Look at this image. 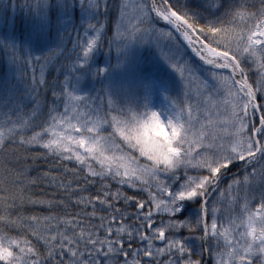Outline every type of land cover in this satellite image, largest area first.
Listing matches in <instances>:
<instances>
[{
  "label": "snow or ice",
  "instance_id": "obj_1",
  "mask_svg": "<svg viewBox=\"0 0 264 264\" xmlns=\"http://www.w3.org/2000/svg\"><path fill=\"white\" fill-rule=\"evenodd\" d=\"M0 264H264V0H0Z\"/></svg>",
  "mask_w": 264,
  "mask_h": 264
},
{
  "label": "trees",
  "instance_id": "obj_2",
  "mask_svg": "<svg viewBox=\"0 0 264 264\" xmlns=\"http://www.w3.org/2000/svg\"><path fill=\"white\" fill-rule=\"evenodd\" d=\"M159 26H161V27H167L166 25H164V23L163 22H159ZM190 51V50H189ZM194 57V56H193ZM195 58V57H194ZM196 59V58H195Z\"/></svg>",
  "mask_w": 264,
  "mask_h": 264
},
{
  "label": "rangeland",
  "instance_id": "obj_3",
  "mask_svg": "<svg viewBox=\"0 0 264 264\" xmlns=\"http://www.w3.org/2000/svg\"><path fill=\"white\" fill-rule=\"evenodd\" d=\"M161 27V26H160ZM165 28V27H164ZM194 60H195V58L194 57H192Z\"/></svg>",
  "mask_w": 264,
  "mask_h": 264
}]
</instances>
